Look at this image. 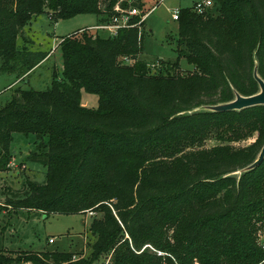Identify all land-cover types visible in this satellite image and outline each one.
Masks as SVG:
<instances>
[{"label":"trees","instance_id":"obj_1","mask_svg":"<svg viewBox=\"0 0 264 264\" xmlns=\"http://www.w3.org/2000/svg\"><path fill=\"white\" fill-rule=\"evenodd\" d=\"M118 4L147 11L145 0H0V73L22 80L49 56L17 45L38 15L91 13L100 23ZM177 22V60L154 66L141 58L140 15L116 36H65L62 74L45 90L16 89L0 107V172L15 132L36 135L29 159L47 169L45 183L28 179L0 212L96 213L89 256L0 247V264H264V160L243 171L264 146V105L203 108L260 91L264 0H213L205 14L180 8ZM83 90L98 107L82 104Z\"/></svg>","mask_w":264,"mask_h":264},{"label":"rangeland","instance_id":"obj_2","mask_svg":"<svg viewBox=\"0 0 264 264\" xmlns=\"http://www.w3.org/2000/svg\"><path fill=\"white\" fill-rule=\"evenodd\" d=\"M196 1L198 0H145V6L150 13L146 19L142 59L151 65H155L159 60H177L178 22L173 20L172 13L179 8H192ZM98 23L99 17L91 13L58 20H52L47 14L38 15L26 26L25 36L28 40L21 36L17 45L20 49L26 47L32 51L50 54L22 80L14 74L0 73V107L12 98L18 88L47 89L52 83L53 75L62 74L63 57L59 47L62 38ZM99 34L103 37L110 36L105 30L99 31ZM180 63L184 73L193 69L185 58H182ZM82 104L86 107H98V95L83 90ZM252 141L253 139H248L236 145H246ZM37 142L35 134L27 135L20 132L13 134L11 143L13 158L10 168L0 172L1 202L5 201L8 195L11 196L12 192L22 190L28 179L41 184L46 182V167L40 162L29 159L30 153L37 149ZM214 144H216L214 139L207 141L208 146ZM94 214L88 212L46 215L37 211L3 209L0 212V247L10 251L59 250L73 252L77 258L81 255L89 256L90 243L95 239L90 230ZM50 238L54 239V243H49ZM111 258L112 255L107 260Z\"/></svg>","mask_w":264,"mask_h":264},{"label":"built area","instance_id":"obj_3","mask_svg":"<svg viewBox=\"0 0 264 264\" xmlns=\"http://www.w3.org/2000/svg\"><path fill=\"white\" fill-rule=\"evenodd\" d=\"M213 5V0H198L194 3V9L199 14H205ZM115 13L109 20L98 23L95 26L83 28L82 30L87 29L88 31L99 32L101 30L108 31L111 36L118 35L120 29L132 26L131 19L133 16H141V20L147 19L150 11H146L144 14L141 13V10L137 7L122 8L119 4L115 6ZM180 15V8L176 9L172 13L173 20H178ZM154 66V64H152ZM93 214V212H90ZM49 242L53 243L54 239L50 238Z\"/></svg>","mask_w":264,"mask_h":264},{"label":"water","instance_id":"obj_4","mask_svg":"<svg viewBox=\"0 0 264 264\" xmlns=\"http://www.w3.org/2000/svg\"><path fill=\"white\" fill-rule=\"evenodd\" d=\"M254 76L259 83L260 91L254 95L245 96L240 93H236L234 100L226 103H220L215 105L203 106L204 109L211 111H231V110H242L245 108L264 105V80L259 76L257 66L254 71ZM264 160V146L258 156V158L248 167L244 168L243 171L252 170L258 167ZM239 171L238 173H241Z\"/></svg>","mask_w":264,"mask_h":264},{"label":"crops","instance_id":"obj_5","mask_svg":"<svg viewBox=\"0 0 264 264\" xmlns=\"http://www.w3.org/2000/svg\"><path fill=\"white\" fill-rule=\"evenodd\" d=\"M50 240V239H49Z\"/></svg>","mask_w":264,"mask_h":264}]
</instances>
